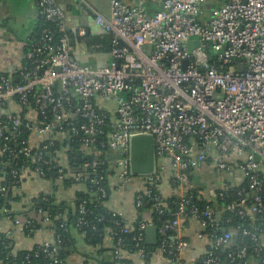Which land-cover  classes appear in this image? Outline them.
<instances>
[{
	"label": "built area",
	"instance_id": "2783aa9c",
	"mask_svg": "<svg viewBox=\"0 0 264 264\" xmlns=\"http://www.w3.org/2000/svg\"><path fill=\"white\" fill-rule=\"evenodd\" d=\"M34 1L43 26L16 72L0 75V154L9 167H0V216L28 236L44 229L53 235L10 263L67 264L55 221L69 231L70 213L39 200L58 201L60 187L89 192L91 199L72 210L87 241L89 229L97 230L88 203L110 201L128 187L136 210L153 201L154 215L136 218L134 248H126L121 234L135 227L106 205L115 224L104 230L112 239L109 264H147L149 226L159 232L154 253L185 264L188 242L180 233L187 220L197 221L207 239L201 264L223 263L221 249L226 264H264V0H111L110 16L95 21L110 36L112 59L95 68L73 57L56 0ZM141 134L154 136L156 168L135 176L130 145ZM211 172L220 179L205 192L195 179ZM37 180L52 190L27 193ZM10 192L20 199L10 200ZM154 216L167 218L157 225ZM237 219L243 223L234 226ZM236 231L256 245L242 240L235 250ZM0 235L10 237V230Z\"/></svg>",
	"mask_w": 264,
	"mask_h": 264
},
{
	"label": "crops",
	"instance_id": "0c3cea01",
	"mask_svg": "<svg viewBox=\"0 0 264 264\" xmlns=\"http://www.w3.org/2000/svg\"><path fill=\"white\" fill-rule=\"evenodd\" d=\"M56 2L65 12L66 27L73 46V57L79 63L92 68L108 65L112 59L109 51L110 36L96 23L95 17L97 14L107 18L110 16L111 0H56ZM40 27L41 18L34 0H0V75L15 73L22 65L29 40ZM81 29L86 32L84 36L79 35ZM126 188L131 192V195L115 197V194L107 204L123 212L125 218L133 223L137 218L133 203L134 190ZM31 189L32 191H30ZM51 190V183L47 180L30 182L27 187V193L30 194ZM77 190L78 187H60L55 196L58 201L72 202ZM163 191L169 193L170 189L165 186ZM0 229L2 232L10 230L12 252L15 254L22 250H31L36 244L51 238L53 235L52 231L44 229L38 231L35 236H28L22 228L14 226L2 215L0 216ZM201 232L202 227L195 220H187L184 224L180 236L188 242L182 256V261L185 264H198L206 251L207 239L199 237ZM72 234L75 239V246L66 257L67 264L80 263L87 257H91V260H97V256H104L109 253L108 244L112 240L110 231L106 232L103 241L102 248L106 250L103 254H99L97 248L90 245L80 235L77 228H72ZM135 263L142 264L137 259ZM147 264H180V262L156 251Z\"/></svg>",
	"mask_w": 264,
	"mask_h": 264
},
{
	"label": "trees",
	"instance_id": "16d2710c",
	"mask_svg": "<svg viewBox=\"0 0 264 264\" xmlns=\"http://www.w3.org/2000/svg\"><path fill=\"white\" fill-rule=\"evenodd\" d=\"M43 26V23L41 21V27L39 28V30L33 35H37L41 28ZM6 156L4 154H0V167L4 164L6 166V171L9 170V167L8 165L5 164V162L7 161L6 160ZM6 179H9V176H6ZM88 188H90L88 186ZM10 196V200H18L20 199V196L19 194L16 195V196H12L11 192L9 194ZM85 198H90L91 199V196L89 195V192H85V191H78L76 193V199H74L72 202H69V201H56V199H52V202L49 203V202H42L41 200H39L38 203L39 206H43L44 208H51V211L55 210V209H63V210H68L69 213H70V216L68 217L67 221L69 222V225L71 226L70 230L67 231V232H64L60 229L59 227V221H55V226H56V234L57 233H60L66 244L63 246L62 248V255L63 257L66 259V257L71 253L73 247L75 246V239L73 238V234H72V228L75 227V221L77 219V217H79V214L77 212L73 213L72 214V210H74V207H76L78 205V203L80 202V200L82 199H85ZM109 202L106 201V202H102L101 204H99L100 202H89L88 203V208L91 210V213L88 215V219L92 222V225L93 226H96L97 230L96 232L93 234V230L90 228L89 230H91V239L87 240V242L90 244V245H93L95 248H97L98 250V253L99 254H103L105 253V249H103V241H104V230L107 228H112L115 226L113 220L110 219V214H109V209H108V206L107 203ZM135 207V206H134ZM136 209V208H135ZM153 209V201H149V200H146L145 203L143 204L142 207H140L138 210H136V213H137V221L136 223L139 221V220H142L144 219L146 216L148 215H154V211H152ZM33 212V208H26L25 211H24V217H30L31 213ZM150 213V214H149ZM100 217H104V220L103 221H99L98 219ZM167 217L165 216H160V219L156 218L154 216V220H155V223L157 225H160V221L162 220H165ZM134 221V222H135ZM243 223L242 220L240 219H237L235 220L233 223H234V226L238 225V223ZM136 223H132V225H134L133 227H135V230L131 231V232H128V233H123L121 234L122 238H123V244L126 248H134V241H133V237L134 235H136L137 233V226H136ZM233 225V224H232ZM80 230H82L81 228H79ZM174 234V233H173ZM0 236H3V235H0ZM171 236H172V233H171ZM170 236V237H171ZM116 239H117V236H116ZM245 241V242H248L250 248H253L255 245H256V242L250 240L247 236H243L241 234L240 231H236L235 234H234V237H233V240H232V247L236 250L240 245H241V242ZM262 241V238L260 239V242ZM105 247V246H104ZM145 248L147 250V253H148V256H147V263L151 261L152 259V256H153V253L154 251L156 250L157 246H153V245H148V244H145ZM12 241H11V238L10 237H4L3 236V240L0 241V258H5V256L7 254H10V259L8 260L9 261V264L10 261L12 260H20L23 256H25L28 252H30L31 250H22V251H19L18 253H13L12 252ZM107 250H109L108 254L104 255L103 256V259L101 260V264H109L111 261V248H108ZM220 262H228V258H227V252L225 251V249H221L220 250ZM251 254V251L250 253ZM100 256V255H99ZM98 257V256H97ZM129 263L131 264H135L134 260L133 261H129ZM198 264H201V261L198 263Z\"/></svg>",
	"mask_w": 264,
	"mask_h": 264
},
{
	"label": "water",
	"instance_id": "95a60500",
	"mask_svg": "<svg viewBox=\"0 0 264 264\" xmlns=\"http://www.w3.org/2000/svg\"><path fill=\"white\" fill-rule=\"evenodd\" d=\"M243 68L241 67V71ZM131 171L135 176L149 175L156 168V145L153 135L141 134L131 138ZM158 227L149 226L146 229L145 242L156 246L158 243Z\"/></svg>",
	"mask_w": 264,
	"mask_h": 264
},
{
	"label": "rangeland",
	"instance_id": "374dc122",
	"mask_svg": "<svg viewBox=\"0 0 264 264\" xmlns=\"http://www.w3.org/2000/svg\"><path fill=\"white\" fill-rule=\"evenodd\" d=\"M196 184L199 188H203L205 192L209 191L215 184H218L219 181V175L211 172V173H203V175L196 177L195 179ZM35 186V185H34ZM132 190V188H130ZM32 191V189L30 190ZM131 195V192H129L127 189H125L121 193H117L115 197L117 196H127Z\"/></svg>",
	"mask_w": 264,
	"mask_h": 264
}]
</instances>
